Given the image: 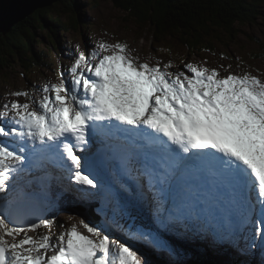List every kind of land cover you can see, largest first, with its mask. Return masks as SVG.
Instances as JSON below:
<instances>
[{"label": "snow or ice", "instance_id": "obj_1", "mask_svg": "<svg viewBox=\"0 0 264 264\" xmlns=\"http://www.w3.org/2000/svg\"><path fill=\"white\" fill-rule=\"evenodd\" d=\"M98 50L86 55L78 49L67 76L61 72L59 83L45 85L41 99L15 92L27 102L3 105L0 264H148L130 246L111 240L83 220L80 223L95 239L73 225L53 244L50 235L35 240L26 233L51 229L54 220L23 226L13 215L21 194L17 181L46 160L70 174L81 186L73 190L82 197L97 195L103 186L84 171L88 161L81 155L97 135L135 140L152 154L154 164L138 171L158 196H167L171 179L182 172L194 170L218 178L246 206L241 216L230 220L234 227L229 238L233 243L237 237L245 241L241 251L256 247L258 240L264 252V81L250 73L222 77L215 69L193 64L186 65L191 75L167 71L174 67L171 63L164 69L138 64L123 43L101 42ZM99 52L109 54L99 57ZM173 207L180 211L175 203ZM183 218L168 213L158 222L168 229ZM246 229L252 231L250 237L242 235ZM132 238L152 248L164 247L151 232L138 230Z\"/></svg>", "mask_w": 264, "mask_h": 264}, {"label": "rangeland", "instance_id": "obj_2", "mask_svg": "<svg viewBox=\"0 0 264 264\" xmlns=\"http://www.w3.org/2000/svg\"><path fill=\"white\" fill-rule=\"evenodd\" d=\"M87 5L86 7H83V9L81 10V15L83 17H88L89 21L85 20V22L83 23V27L82 28H77V29H61L57 35L51 33V35H49L47 32V34L49 35V38L46 36L45 33L43 34H39V40L42 42V44L40 46L37 47V52L44 55V59L42 60L41 63L37 64L34 66V63L31 65L29 60L28 62L23 63L20 62L18 64V62L16 63V66L13 67V69H11L10 71H6L4 72L3 76H1V80L2 83H0V113L3 112V105L6 103H10L12 101H19L21 104L27 102V100L24 97H17L15 95H13V93L15 92H28L30 94L33 95V98L36 100H39L42 98L43 96V92L42 89L45 85L49 84V83H59V74L57 75V72L60 73L62 71H64V65L61 64V60H55V56L58 55L59 49L61 47V45L64 42H71V43H77L79 41V38H88L89 33H95L98 32L101 36H107L108 34L106 33L105 30H110V31H117V34H119L120 38L122 39H126L129 42L133 43V45H129L123 40L121 41V43L125 44L127 46L128 52L129 54L135 58L136 62L138 64L142 63L143 59L145 57H150L151 54L153 55H158L160 53H164L161 50H159L158 48L161 46V43H163V40H161V38H158V40L155 39V36L152 37V32L150 30H152L151 28H145L143 26H141V24H139L137 21H133L128 15L129 14H125L123 12H121L117 7L118 4L116 5V8L113 6L111 0H94V4L92 6L91 9L87 10V6L91 4L92 0H85ZM66 2L68 3L69 0H66ZM56 3V2H55ZM60 4L62 2H59ZM59 4V5H60ZM125 11H129L131 12V5L128 4L127 0L125 1ZM54 5V4H52ZM51 5V6H52ZM176 6V7H175ZM235 6V5H234ZM122 7V5H121ZM173 7L178 8L180 10V13L183 14V16H186V12L184 11L186 8H190V7H195L197 9V11L199 12H204L207 16H216L215 12H213L214 9H220L221 8H213V7H208V5L206 6H199V5H194L191 4V0H180L178 3L174 2L173 3ZM218 7V6H216ZM47 8H51V7H47ZM46 9V8H44ZM42 10V9H39ZM37 10V11H39ZM98 10L103 11L104 13H100L98 14ZM117 10V12H116ZM36 11V12H37ZM35 12V13H36ZM34 13V14H35ZM106 13H109L111 15H108ZM34 21L36 22L38 19V16L35 15L33 16ZM28 20V19H26ZM25 20V21H26ZM67 20V18H63L61 21H65ZM218 20V19H217ZM216 20V21H217ZM216 21L211 17L209 18L207 21L200 23L199 25H192L191 27H195V30L200 29L202 26H214L212 29V32L208 31L209 33L206 34V41L209 42H203V45L208 48V50H202L198 51V52H190L189 48H186L184 46V41L181 40V29H174L173 34H177L180 36L179 38H177V40H175L172 36V34H168L169 39L172 40L174 44L173 49L168 53V58H169V62H173L178 64V70L181 72H185L186 75L190 74L187 71L186 65L187 64H193L196 63L195 61H192V58H196L198 60H201L202 63L212 69H215L218 71V67L216 65V62L219 61L217 60L220 53L223 50H229V51H225L223 54L224 56H229L230 60H228L226 57V62L229 65H232L231 67H228L227 69L231 68V74H236V75H244L245 73H250L253 76H256L257 78H259L260 80L264 81V66L262 64V62L264 61V30L262 28H264V24L262 25L263 27L261 28V26H251L249 28H240L239 26V31L241 32V35L238 38H235V42L231 39V37L229 36V34L226 32L227 31V26H223L221 23H216ZM24 21L21 22V24ZM91 22H95L97 27L91 28L90 24ZM20 24V23H19ZM225 25V24H224ZM152 26V25H151ZM186 26H188V24H186ZM220 27V28H219ZM180 28V27H179ZM219 31V33L217 32V30ZM225 28V29H224ZM13 29V28H12ZM11 29V31H12ZM7 30V34H9L11 31ZM9 31V32H8ZM214 32L217 33V35L214 34ZM185 33V32H184ZM186 36V34H184ZM109 36V35H108ZM154 38V39H153ZM37 40V41H39ZM216 40V41H215ZM225 41V42H221V41ZM82 42V41H81ZM36 43V41H35ZM172 45L169 42H166L165 45ZM231 44H236L237 48L236 49H232V48H228V46H230ZM261 44L260 49L258 51L257 46ZM163 45V44H162ZM202 44L199 43V46H203ZM152 46H158L155 48H152ZM233 46V45H232ZM241 48L242 50L238 49ZM209 49L213 50L212 55H210L207 51H209ZM240 50V52H238ZM249 51V52H248ZM248 52V54H246ZM239 53H241V55H243V57L241 58V55H239ZM243 53V54H242ZM257 54V57H249L250 55H254ZM206 55H209L206 56ZM221 56V55H220ZM52 60H55V64L50 66V63H53L50 58ZM250 58V59H248ZM76 58H74L75 61ZM167 59V58H166ZM245 61V65L247 66H251L252 69H247L245 70V66L241 65L240 62ZM58 62L60 64H58ZM147 64H149V66H153V61L151 59H146L145 61ZM186 62V63H185ZM74 63V62H73ZM73 65V64H72ZM221 68V67H220ZM248 71V72H247ZM4 81H7L8 83H4ZM35 82L34 86L32 87V83ZM3 117L2 115H0V120H2ZM4 138L0 137V140H3ZM9 143H11V141H8ZM106 158V154L104 151H102V155H101V159L100 157H98L96 159V162L98 163L97 165H102L104 163V160ZM114 161H119V159H117L116 156H114ZM47 162V161H46ZM103 162V163H102ZM137 165V168H140ZM115 169L116 171L113 173L112 170ZM113 169L110 171L108 169L107 173H108V177L110 179L109 185L113 188L112 194H106L105 198L108 199V201H110L111 203L115 201L116 198L120 197L121 195L124 194V192L122 191V189L118 190V187H114L112 185V183L117 184L120 183L122 184L121 180L122 179H126L128 181V188L125 189H131V199L136 200L138 202H141L143 200H141V196H137L138 192H139V185L138 183H135L134 181L130 180L127 175L125 174V168L124 166H117L116 164H114ZM141 169V168H140ZM51 170H53L51 168ZM56 170V169H54ZM139 170V169H138ZM70 179V178H69ZM68 179V182L64 181L63 183H60L58 186L61 187V191L66 192L68 189L67 187H70L71 185V180ZM20 184H22L24 186V189H39L40 182H44L41 178H38L35 181H29V180H21L19 181ZM78 187H75L74 189H76ZM67 189V190H65ZM55 190V189H53ZM40 191V189H39ZM74 191V190H73ZM41 192V191H40ZM42 193V192H41ZM24 196L20 195L17 203L13 206V215L14 217L18 218V221L21 225L23 226H30V224L32 222H39L38 220H36V216L41 215V209H43V207L40 204H37L35 201L32 202V204L35 203V205L29 206L27 205V202L30 200L31 197L35 196V194H27L26 192L23 193ZM44 196L42 198H44L46 196L45 193H42ZM143 194L145 195V193L143 192ZM142 194V196H143ZM74 195L75 196H79L80 193L74 191ZM25 200H21V198H24ZM135 197H137L136 199H134ZM80 203L84 204V202H82L80 200ZM99 207L101 208H106L107 210H111V206L108 205L107 203L103 202V205L101 204ZM169 213V212H168ZM167 213V214H168ZM173 213V211H172ZM120 213L117 214L115 213V211L112 212L111 218L113 220H109L112 227H116V230H113L115 233L124 236L125 238H131L130 240H126L123 243H127V242H132L140 247L143 248L144 252H151V249L147 246V244L142 243L141 241H137L135 239L132 238V234L137 232L138 230H142L145 231L143 229H141L140 227L136 226L132 221L131 224L132 225H123L121 223H114V220L117 218V216ZM151 214H153L151 212ZM66 217H72L74 219H79V217H73L71 215H69L68 213L64 214L62 213V218H66ZM31 218H35L34 221H29V219ZM153 219V216L151 217ZM121 221L123 223H126L127 221L123 218H121ZM69 223H71V225H75L77 224V222L75 221H69L67 222L66 225H68ZM80 223V222H79ZM152 229V226H150V230ZM85 230L87 231V229L85 228ZM65 231H66V227H65ZM88 232V231H87ZM179 232V228L176 230V233ZM35 234L38 235V237L40 238L41 236H43L44 234L42 233L41 229L36 230L35 232H33ZM89 233V232H88ZM190 234V233H189ZM188 233L184 234V240L188 238L189 236ZM199 235H201L200 233H198ZM90 238L95 239V237H92L90 235ZM8 239L10 241L11 237H8ZM111 240H113L114 238H110ZM196 241L199 240V244H203L204 247L203 248V254L210 256V258L212 257V259L217 260V264H231V259L229 258L227 261H225V259L221 258V262H218V257H217V253H222L221 249H216L214 248L215 251L212 252V249L208 248L210 246V244H208L207 241V237L205 238H194ZM175 240V239H174ZM179 241V240H178ZM197 243V242H195ZM178 244H181L184 247H187L185 242H179ZM178 246V245H177ZM183 247L178 246V250L179 253L181 255H183V253L187 252L184 249H182ZM139 255H141V252L138 251L137 252ZM152 253V252H151ZM201 254V253H200ZM244 251H242V255H241V259L242 261L244 260ZM183 256H178V260L176 261L177 264H181V259ZM202 257V254H201ZM166 259H168V257H165ZM197 258H200V256H197ZM193 260H191L190 262H192ZM240 261V263L242 262ZM184 264H187V262H185Z\"/></svg>", "mask_w": 264, "mask_h": 264}, {"label": "trees", "instance_id": "obj_3", "mask_svg": "<svg viewBox=\"0 0 264 264\" xmlns=\"http://www.w3.org/2000/svg\"><path fill=\"white\" fill-rule=\"evenodd\" d=\"M64 4L54 5L52 8L42 9L36 12L38 19L33 22L34 19L29 18L24 21V24H18L12 29V31L3 36L0 35V75L3 76L4 72L10 71L20 62L26 64L30 62L34 66L41 63L44 59L43 56L37 52V39L39 34L51 33L56 34L64 27V29L72 28L81 21L82 6L78 3V0H62ZM118 4V9L123 10L133 20L137 21L141 26L145 28H151L152 33H155V39L161 38L163 43L166 41L163 37H168V32H172L174 29H181L182 36L175 34V38H181L184 41V46L193 52H198L205 49L206 46L195 47L193 43L188 41H195L199 43L204 39L206 41V34L212 32L214 26H202L200 29L195 30L192 25H199L202 22L207 21L209 18H213L216 23H221L222 27L227 26V33L231 39L235 42V38L241 35L240 28H249L251 26H262L264 24V0H191V4L221 8L214 9L216 16H207L204 12H199L195 7L186 8L184 11L187 13L183 16L178 8L173 7L174 2L180 0H127L131 5V12L125 11L124 0H113ZM190 1V0H189ZM122 5V7H121ZM235 5V6H234ZM218 6V7H216ZM124 8V9H123ZM63 18L71 19L72 23L69 25L62 24ZM188 24V26H186ZM225 24V25H224ZM152 25V26H151ZM180 27V28H179ZM263 27V26H262ZM220 28V27H219ZM225 29V28H224ZM217 30V28H216ZM185 32V33H184ZM217 32H219L217 30ZM163 37H162V35ZM186 34V36L184 35ZM217 35L216 32H214ZM35 41L37 43H35ZM216 41V40H215ZM236 46V44H235ZM233 46V47H235ZM261 44L257 46L258 51ZM249 52V51H248ZM248 52L246 54H248ZM264 52V51H263ZM243 54V53H242ZM257 54L250 55L249 57H257ZM50 63L51 65L54 64ZM8 83L7 81H4ZM0 83L2 80L0 79ZM150 260L152 255L149 257ZM240 261L242 259L240 258ZM239 261V262H240ZM247 264V263H246Z\"/></svg>", "mask_w": 264, "mask_h": 264}, {"label": "bare ground", "instance_id": "obj_4", "mask_svg": "<svg viewBox=\"0 0 264 264\" xmlns=\"http://www.w3.org/2000/svg\"><path fill=\"white\" fill-rule=\"evenodd\" d=\"M95 143H104L105 145H100V148L102 151L105 152L106 154V158L104 160V165L106 167V169L108 170H112L113 167H114V163H113V160H114V156L117 157V159L121 160L122 159V162L124 163V168H125V174L127 175V177L134 181L135 183H138L139 185H142L143 183V177L140 176V172L138 173L139 176H135V172L136 170H138L137 168V165L142 169L143 166L149 164L151 162V159L153 158L152 155H150V153L147 152V150L145 149H142V148H139L137 146V143L135 142V140H129V141H124V140H111V139H107L103 136H100V135H97L94 139H93V142H92V145L90 146V149L91 147L93 146V144ZM134 143V144H132ZM39 146V145H37ZM90 151V150H89ZM88 151V152H89ZM87 152V153H88ZM95 153V150L92 148L91 149V155H94ZM83 154V153H82ZM144 162V163H143ZM97 163V162H96ZM42 165H45L47 167H50L49 170H51V168H61L60 166H58V164L54 161H44L42 163ZM98 166V165H97ZM52 171H55V170H52ZM85 171V170H84ZM86 172V171H85ZM142 181H141V180ZM147 181H148V178L146 177ZM64 181L60 180V181H57V185H59L60 183H63ZM148 184H149V181H148ZM42 186L44 184H41ZM150 186V184H149ZM150 192H154V190L150 187ZM67 190V189H65ZM120 190V189H118ZM40 191L42 193H45L47 195V192H46V189H40ZM121 191V190H120ZM138 195L137 196H141L142 198V194L143 192L139 190V192L137 193ZM144 195V194H143ZM137 197H135L134 199H136ZM143 200V198L141 199ZM144 201V200H143ZM175 201V200H174ZM33 204L31 203V206ZM195 207V206H193ZM101 209V207H99ZM132 209L136 210V211H139L140 208L136 207L135 205H132L131 206ZM165 209H166V215L167 213H172V211L176 212L175 209H173V206L170 205V204H165ZM42 210V209H41ZM181 210H184V211H188L190 210L188 206L184 205L180 208V211ZM115 213L117 214V211H115ZM37 218L39 216H36ZM109 218L111 220H113L111 218V216H109ZM121 218L125 219L127 222L126 223H123L121 221ZM220 219H224L225 222L227 223L229 220H231L230 216L227 215V216H222ZM131 218L126 214V213H122V214H119L117 216V218L114 220V223H121L123 225H132L131 224ZM133 222V221H132ZM134 223V222H133ZM136 226L140 227L141 229L145 230V232L147 231V226L145 224H141V223H134ZM77 227H78V230L83 234V235H86V236H89L90 237V233H88L86 230H83V228L77 223L75 224ZM73 225H71V223H69L68 225H65L66 227V231L70 230V228L72 227ZM188 227L189 225L186 224V232L185 233H188L189 234V230H188ZM12 239V238H11ZM175 239V238H174ZM189 240V236L187 238ZM190 239H191V236H190ZM178 240V239H177ZM203 245V244H201ZM148 254V256L150 257L151 255H153L151 252H146ZM99 255V254H98Z\"/></svg>", "mask_w": 264, "mask_h": 264}, {"label": "water", "instance_id": "obj_5", "mask_svg": "<svg viewBox=\"0 0 264 264\" xmlns=\"http://www.w3.org/2000/svg\"><path fill=\"white\" fill-rule=\"evenodd\" d=\"M60 0H0V35H7L22 21L31 18L39 9L50 7ZM8 31V32H9Z\"/></svg>", "mask_w": 264, "mask_h": 264}]
</instances>
